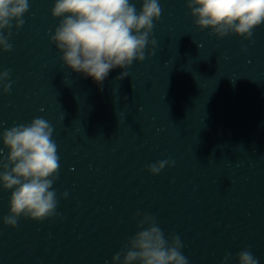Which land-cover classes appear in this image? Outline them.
Here are the masks:
<instances>
[{
  "label": "clouds",
  "instance_id": "obj_1",
  "mask_svg": "<svg viewBox=\"0 0 264 264\" xmlns=\"http://www.w3.org/2000/svg\"><path fill=\"white\" fill-rule=\"evenodd\" d=\"M186 7L195 26L201 31L210 29L209 34L217 39L231 33L251 41L253 29L264 23V0H186ZM28 11L29 0H0V50H13L9 43L12 29L25 24L23 17ZM161 12L159 0H141L139 11L130 0H55L51 15L60 22L50 43L61 53L64 66L91 77L102 91L111 70L123 69L116 77L123 80L133 61L145 60L148 45L153 48L148 55L155 54L157 41L149 38ZM11 71H0L4 94L11 93ZM53 131L47 120L36 117L0 133L4 148L9 150L6 158H0V187L11 190L5 226L15 228L22 216L40 222L58 215L53 183L58 178L60 157ZM4 148H0V156ZM174 164L171 159L160 160L148 164L147 170L156 176ZM67 196V192L61 194ZM136 227L138 231L112 256L111 264H189L180 236L166 237L155 216L143 214ZM231 258L232 254L226 253L221 264ZM236 258L238 264H259L249 248L237 252Z\"/></svg>",
  "mask_w": 264,
  "mask_h": 264
},
{
  "label": "water",
  "instance_id": "obj_2",
  "mask_svg": "<svg viewBox=\"0 0 264 264\" xmlns=\"http://www.w3.org/2000/svg\"><path fill=\"white\" fill-rule=\"evenodd\" d=\"M54 3L55 0H29V11L23 17L25 24L19 30L13 27V35L9 40L13 50H0V71L11 69L10 80L59 24L60 18H53L51 15Z\"/></svg>",
  "mask_w": 264,
  "mask_h": 264
}]
</instances>
